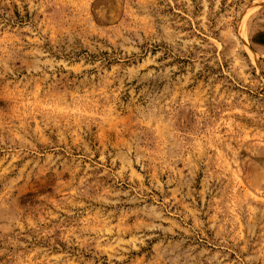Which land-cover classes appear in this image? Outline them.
<instances>
[{
  "label": "rangeland",
  "instance_id": "obj_1",
  "mask_svg": "<svg viewBox=\"0 0 264 264\" xmlns=\"http://www.w3.org/2000/svg\"><path fill=\"white\" fill-rule=\"evenodd\" d=\"M0 264H264V0H0Z\"/></svg>",
  "mask_w": 264,
  "mask_h": 264
}]
</instances>
